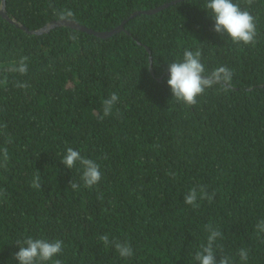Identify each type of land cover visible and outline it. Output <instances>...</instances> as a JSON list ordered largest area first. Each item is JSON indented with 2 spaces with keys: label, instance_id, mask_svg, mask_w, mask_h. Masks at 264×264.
Returning a JSON list of instances; mask_svg holds the SVG:
<instances>
[{
  "label": "trees",
  "instance_id": "1",
  "mask_svg": "<svg viewBox=\"0 0 264 264\" xmlns=\"http://www.w3.org/2000/svg\"><path fill=\"white\" fill-rule=\"evenodd\" d=\"M205 3L4 0L0 264H18L16 241L28 237L63 241L53 258L62 264H197L207 224L222 233L217 261L224 255L232 264H264V234L255 231L264 219V0L250 6L233 0L255 17L254 46L213 32ZM67 10L70 21L93 32L122 29L106 38L61 26L29 32L58 22ZM185 50L201 52L206 74L229 68V90L216 85L194 106L176 103L167 67ZM22 57L27 73L10 71ZM112 93L118 101L103 116ZM69 147L100 165L93 188L83 187L79 164L70 170L60 163ZM37 172L40 189L30 186ZM197 186L215 197L193 208L183 197ZM105 234L126 241L133 256L105 248L99 240ZM241 248L248 250L246 262L237 255Z\"/></svg>",
  "mask_w": 264,
  "mask_h": 264
},
{
  "label": "clouds",
  "instance_id": "2",
  "mask_svg": "<svg viewBox=\"0 0 264 264\" xmlns=\"http://www.w3.org/2000/svg\"><path fill=\"white\" fill-rule=\"evenodd\" d=\"M254 0H245L247 5H251ZM204 9L209 17L214 21L212 31L220 36H226V42L234 45H255L256 43V23L255 17L247 9H242L239 4L233 3V0H206ZM73 16L71 10L61 11L58 13L59 21H67ZM69 39H75V36H70ZM201 52L199 50L193 52L185 50L181 61H173L168 64L167 86L170 90L172 99L176 103L184 107H191L197 104V97L204 92L219 85L221 91L227 92L232 78V71L226 66H220L213 70L210 74L205 73L204 65L200 60ZM148 58L147 67L151 68ZM27 57H22L19 62L10 69L12 72L24 75L27 73ZM154 63V62H153ZM16 87L26 89L29 87L27 83H17ZM118 101V96L112 93L103 101V116L112 114L114 105ZM6 124H0V129L6 128ZM7 142H11L10 138ZM8 160V152L3 150V161L6 164ZM60 163L67 169H73L80 165L82 174L80 180L85 188H93L101 180L100 165L92 159L85 158L80 151L73 148H67ZM32 188L40 189L41 181L39 172L33 176L31 181ZM69 187L72 190H78L80 184L71 181ZM2 195V193H0ZM101 193L98 199H102ZM215 197V192L208 193L206 186H197L191 188L183 197V202L193 208H199L198 200H206L211 203ZM205 231L208 233L207 242L202 244L194 255V260L197 264H232V259L229 256L221 255L217 261L216 248L217 240L222 239L221 231L212 224L205 225ZM255 231L258 235L264 234V219L257 222ZM99 240L105 248L112 247L121 258H130L133 256V250L125 241L121 242L116 239H109L108 235H101ZM16 247L19 251L15 253L13 259L18 264H62L59 259H53L63 251V241L57 239L49 241L43 238L33 239L28 237L23 240L16 241ZM237 255L242 262L248 260V250L241 248Z\"/></svg>",
  "mask_w": 264,
  "mask_h": 264
},
{
  "label": "water",
  "instance_id": "3",
  "mask_svg": "<svg viewBox=\"0 0 264 264\" xmlns=\"http://www.w3.org/2000/svg\"><path fill=\"white\" fill-rule=\"evenodd\" d=\"M155 11L156 10L150 11L149 13H152V12H155ZM0 13H1L2 17L7 19V16H6L5 10H4V0H2V8L0 9ZM60 26L61 27H68V28H72V29H76V30H80V31H84L86 33L92 34V35L100 37V38L109 37V36L117 33L118 31H120L122 29V26H119V27L115 28L114 30H111V31H108V32L97 33V32H93L91 30H88V29H86L83 26H80L79 24H77L74 21L67 20V21L52 22L47 27H44V28H42L40 30H37V31H29V32L34 33V34H41V33L47 32L50 28H55V27H60ZM22 29L27 31L25 28H22Z\"/></svg>",
  "mask_w": 264,
  "mask_h": 264
}]
</instances>
